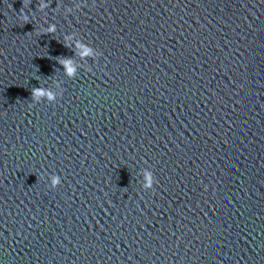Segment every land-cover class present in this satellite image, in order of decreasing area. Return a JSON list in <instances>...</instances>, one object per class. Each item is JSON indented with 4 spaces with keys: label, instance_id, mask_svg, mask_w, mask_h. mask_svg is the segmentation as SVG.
<instances>
[{
    "label": "water",
    "instance_id": "95a60500",
    "mask_svg": "<svg viewBox=\"0 0 264 264\" xmlns=\"http://www.w3.org/2000/svg\"><path fill=\"white\" fill-rule=\"evenodd\" d=\"M0 264H264V0H0Z\"/></svg>",
    "mask_w": 264,
    "mask_h": 264
},
{
    "label": "clouds",
    "instance_id": "9594fccd",
    "mask_svg": "<svg viewBox=\"0 0 264 264\" xmlns=\"http://www.w3.org/2000/svg\"><path fill=\"white\" fill-rule=\"evenodd\" d=\"M34 94L35 95H41V92H40V90H35Z\"/></svg>",
    "mask_w": 264,
    "mask_h": 264
}]
</instances>
